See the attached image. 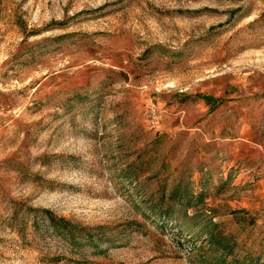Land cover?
Segmentation results:
<instances>
[{"label": "rangeland", "instance_id": "obj_1", "mask_svg": "<svg viewBox=\"0 0 264 264\" xmlns=\"http://www.w3.org/2000/svg\"><path fill=\"white\" fill-rule=\"evenodd\" d=\"M0 264H264V0H0Z\"/></svg>", "mask_w": 264, "mask_h": 264}]
</instances>
